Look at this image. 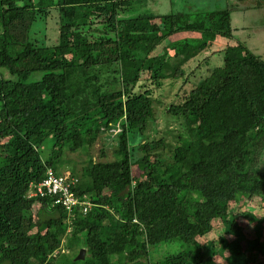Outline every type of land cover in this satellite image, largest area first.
I'll list each match as a JSON object with an SVG mask.
<instances>
[{
	"label": "trees",
	"instance_id": "obj_1",
	"mask_svg": "<svg viewBox=\"0 0 264 264\" xmlns=\"http://www.w3.org/2000/svg\"><path fill=\"white\" fill-rule=\"evenodd\" d=\"M134 1L0 0V264H264V59L232 41L233 7L125 17ZM52 11L56 41L41 44L31 29ZM172 79L166 114L184 132L172 148L139 140ZM68 153L87 156L69 171L86 213L28 197Z\"/></svg>",
	"mask_w": 264,
	"mask_h": 264
},
{
	"label": "rangeland",
	"instance_id": "obj_2",
	"mask_svg": "<svg viewBox=\"0 0 264 264\" xmlns=\"http://www.w3.org/2000/svg\"><path fill=\"white\" fill-rule=\"evenodd\" d=\"M228 7L234 8L231 14L233 29L232 41L242 43L256 55L264 59V0H135L133 2V11L124 14V16L130 17L140 13L161 15L191 11L208 12L227 9ZM55 16L56 13L52 11L48 20L40 18L35 22L31 29L32 39L41 44L47 43L48 45H52L55 43V31L57 30ZM222 64V55L216 54L210 56L193 77L190 78V81L198 84L206 77L208 68L214 69L222 66ZM184 70H193V61L185 65ZM40 78L41 74L36 73L30 77V81H36ZM182 82L183 80L181 79L178 81L172 79L164 83L163 89L160 91L161 96H158V99L154 102V116L153 119L149 121V129L142 137L139 136V140L164 139L167 146L172 148L176 142L177 136L184 132L183 121L175 116L166 114V108L168 104L173 102L176 96H178ZM181 93H183L182 89L179 96H182ZM52 145V139H47L42 147V153L45 155L49 154ZM107 149L108 155L111 157L113 149L109 147V145H107ZM100 150L101 144L99 142L91 149L90 154L95 161H103V159L100 158ZM163 152L164 154H168L169 149L166 148V151ZM65 160L62 159L60 162L62 163L60 166L62 174H68L69 171H73L74 169L77 170V172H81L86 163L87 156L78 155L77 153H68ZM73 161H76V163ZM260 168L264 171V154ZM85 180V178L82 179V181ZM185 248V245L177 241L173 243H163L151 248V259L153 261L161 259L166 255L182 251Z\"/></svg>",
	"mask_w": 264,
	"mask_h": 264
},
{
	"label": "built area",
	"instance_id": "obj_3",
	"mask_svg": "<svg viewBox=\"0 0 264 264\" xmlns=\"http://www.w3.org/2000/svg\"><path fill=\"white\" fill-rule=\"evenodd\" d=\"M78 184V180L68 174H55L52 169L47 171L46 178L38 184H31L28 193L29 198H43L47 195H58L56 204H61L71 215L73 210L79 207L86 213L89 204L75 196L72 187Z\"/></svg>",
	"mask_w": 264,
	"mask_h": 264
},
{
	"label": "water",
	"instance_id": "obj_4",
	"mask_svg": "<svg viewBox=\"0 0 264 264\" xmlns=\"http://www.w3.org/2000/svg\"><path fill=\"white\" fill-rule=\"evenodd\" d=\"M85 254H86V249H81L80 250V252H79V254H78V256H77V260H82V259H84L85 258Z\"/></svg>",
	"mask_w": 264,
	"mask_h": 264
}]
</instances>
